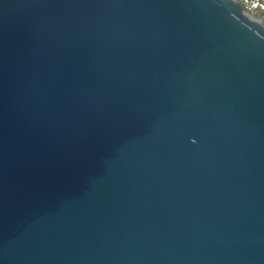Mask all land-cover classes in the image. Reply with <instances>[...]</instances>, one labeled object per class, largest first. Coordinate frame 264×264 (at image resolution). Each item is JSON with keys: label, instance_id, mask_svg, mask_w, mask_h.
<instances>
[{"label": "water", "instance_id": "95a60500", "mask_svg": "<svg viewBox=\"0 0 264 264\" xmlns=\"http://www.w3.org/2000/svg\"><path fill=\"white\" fill-rule=\"evenodd\" d=\"M0 264H264V22L0 0Z\"/></svg>", "mask_w": 264, "mask_h": 264}, {"label": "built area", "instance_id": "2783aa9c", "mask_svg": "<svg viewBox=\"0 0 264 264\" xmlns=\"http://www.w3.org/2000/svg\"><path fill=\"white\" fill-rule=\"evenodd\" d=\"M241 3L244 10L249 14L257 17L264 22V0H237ZM259 11H263V15H257Z\"/></svg>", "mask_w": 264, "mask_h": 264}, {"label": "rangeland", "instance_id": "374dc122", "mask_svg": "<svg viewBox=\"0 0 264 264\" xmlns=\"http://www.w3.org/2000/svg\"><path fill=\"white\" fill-rule=\"evenodd\" d=\"M257 15L262 16L263 15V11H259Z\"/></svg>", "mask_w": 264, "mask_h": 264}]
</instances>
